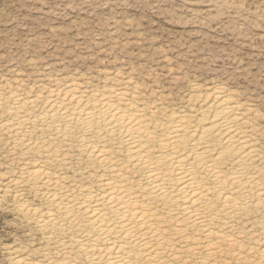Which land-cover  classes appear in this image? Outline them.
<instances>
[{
	"label": "rangeland",
	"instance_id": "374dc122",
	"mask_svg": "<svg viewBox=\"0 0 264 264\" xmlns=\"http://www.w3.org/2000/svg\"><path fill=\"white\" fill-rule=\"evenodd\" d=\"M215 89L232 96L250 139L264 153V0H0V264L107 259L85 250L86 237L98 239L82 216L75 225L57 213L40 229L36 216L20 208L45 218L54 205L44 193L95 191L107 177L81 148L79 129L62 140L40 123L52 99L82 95L90 107L121 94L125 102L117 107L145 121L153 133L149 154L156 157L175 114H187L195 126L198 110L215 101ZM104 134L97 130L87 139L96 142ZM102 139L123 170V195H144L138 205L160 214L155 227L166 235L165 251L186 253L167 264H264V168L257 174L262 196L245 184L231 191L239 193L225 211L222 198L210 195L200 205L212 233L204 236L202 228L183 222L185 233L178 234L162 213L167 205L145 195V175L132 167L125 147ZM31 171H38L35 183ZM45 174L62 182L45 186ZM104 213L117 218L111 210Z\"/></svg>",
	"mask_w": 264,
	"mask_h": 264
},
{
	"label": "bare ground",
	"instance_id": "6f19581e",
	"mask_svg": "<svg viewBox=\"0 0 264 264\" xmlns=\"http://www.w3.org/2000/svg\"><path fill=\"white\" fill-rule=\"evenodd\" d=\"M68 94L64 95L66 100L62 97V100L56 98L50 101L48 110L40 117V123L50 131H56L62 140L73 136L74 130L79 129L81 148H87L85 151L97 159L103 170H107L104 172L107 177L99 180L101 189L95 191L80 188L74 195L44 193L43 196L54 205V213H48L45 218L29 206L22 204L20 208L23 213L36 216L35 222L40 229L48 228L57 213L75 225L79 220L81 222L79 218L82 216L95 230L98 239L96 242L94 233H91L92 237H86L83 244L85 250L98 251L99 258L101 255L107 257L105 262L97 261L95 264H140L141 261L145 264H167L187 258L186 253L165 251L166 235L155 227L160 223V214L138 205V198L144 195H123L126 188L123 170L114 162V155H108L105 150L107 141L102 138L116 140L119 147H125L132 167H139L145 175L143 184L148 191L145 195L167 205L162 213L172 220L178 234L184 232V226L200 227L204 236L212 233L203 215L204 206L200 205L210 195L222 198L225 211L229 206L233 207L232 198L239 193L231 191L242 189L245 184L255 188L262 196L257 174L258 168H264V153L250 139V131L245 126L246 117L233 102L232 96L220 89L213 91V103L198 110L195 126L187 114H175L177 117L168 129L167 139H159L156 157L149 154L147 144L153 133L146 127L145 121L140 115L126 114L117 107L118 101L125 102L121 94L116 95V100L90 102V107L85 105L87 101H83L82 95L75 97ZM73 99L76 105L67 106L66 101ZM13 110L19 111L17 108ZM17 112L15 117L19 118ZM101 129L105 134L101 139L97 137L99 141H88V136L96 135ZM16 132V128L12 130V133ZM38 176V171L29 172L33 183ZM61 179L45 174L43 185H56L62 182ZM105 210L116 213V220L105 217ZM183 222L187 225L183 226Z\"/></svg>",
	"mask_w": 264,
	"mask_h": 264
}]
</instances>
